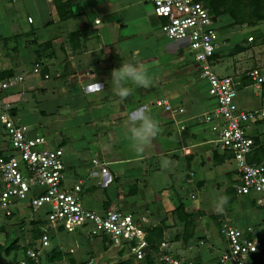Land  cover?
<instances>
[{"label": "crops", "instance_id": "crops-1", "mask_svg": "<svg viewBox=\"0 0 264 264\" xmlns=\"http://www.w3.org/2000/svg\"><path fill=\"white\" fill-rule=\"evenodd\" d=\"M9 5L23 8L26 14L23 36L32 37V45L35 46V49L32 50L35 55L34 64L40 63L45 67L43 74H47L48 78L40 75L41 78L47 80L53 78V87L57 88L61 85L60 89L64 93L70 91L66 90L65 86L72 83L75 89L81 92L82 97H78L85 104L80 108L84 109L83 116L86 119L83 118L85 120L80 123L99 130L95 134V141L99 143L102 152V158L99 160L107 162L111 180L106 185H100L101 179H99L98 182L87 186V182L90 180L88 179L81 193L82 205L92 210L83 204V196L86 193L94 194L97 191V186L102 188L106 197L98 203L100 212L112 206L119 209L120 200L135 198V201L129 204L132 211L126 213L132 214L136 220L142 216L147 218V223H143L142 226L148 236L149 230L160 229L161 240L167 241L177 256L192 261L193 264H218V257L221 254L214 257L210 251H205V255H202L197 250L192 255L193 247L205 239L204 236H198L196 237V239L199 238L198 242H193L197 228L194 218L202 214L199 203L192 202L187 205L182 198L172 197L169 190L160 186L163 185L165 178L160 180L157 175L155 176L156 184L152 188L161 190L157 191L156 195L153 194L147 200L136 195L138 185L146 189V182L150 181L151 172L158 174L157 172L166 168V178L171 182L174 181L172 170L175 169L176 164L180 163L181 167H185L186 170L183 181L193 185L194 189L203 187L208 174L215 172V175L222 178L216 181L218 188H221L220 184L226 182L225 177L231 178L230 184L226 185L224 189L228 198L227 203L232 204L237 197H240L234 190V185L239 182V173L236 167H230L229 163L232 160L229 155L217 151L212 143L207 142L210 139L197 141L199 123L194 117L210 110L214 106V102L207 93L206 81L199 77L197 63L192 54L188 52L191 63L183 60L184 54L181 50V46H184L183 42L169 40L162 32L160 33L168 41L159 36L161 22L155 17L151 4L146 0H0V21L9 20L7 13ZM90 5L96 7L97 15L89 16ZM13 17L14 19L11 20H17V27H19L21 18L19 20L16 15ZM28 17H31V22H28ZM95 20H98V23H95ZM17 50V46L9 49L11 53L15 54H17ZM9 51H6L5 55L9 56ZM121 63L147 67L153 80L152 86L144 88L129 84L132 92L126 100L122 101L112 91L111 84V71L118 68ZM17 64V59H10L8 63L0 65V71L6 75L15 74L14 67ZM53 72H55L54 75ZM246 76V81L249 83L242 84L241 82L242 86H254L251 78L247 74ZM96 83L103 85L102 90H96ZM261 85L259 88L254 86L259 90L260 96ZM40 88L43 87L40 86ZM199 90L200 92L205 91L206 95L199 94ZM162 100H166L175 107L182 106L184 112L171 114L164 109L161 104ZM262 100L264 99L262 98ZM262 105L259 109L264 108ZM145 106L153 118L159 122L162 131L158 133L154 141V148L147 150L142 157H139L131 151L129 143L124 137V123L129 113ZM98 118L109 121L107 124L109 128L103 121V123L99 122ZM260 121L248 124L247 128L252 124H264ZM181 124L185 126L183 130L179 127ZM261 124L254 127L252 134L247 132L255 140L254 153L264 146V141L259 138L264 135L261 133ZM258 125L259 127H257ZM205 130L209 136H212V139L215 137L208 126L206 129L202 128L201 132H205ZM110 144L117 149L118 145H121L120 152L110 148ZM63 161H65V169L66 166H70L74 173L81 166L79 160L70 157L65 158L64 156ZM133 162L138 170L129 166ZM165 162L166 166H164ZM110 166H114V169H109ZM93 169V167L88 169L87 175ZM124 170L128 174H134L135 182L127 190L117 187V195L111 199L105 194L107 188L111 187L113 183H118L119 175L117 173ZM144 173L148 178H143ZM108 178L109 176H105L104 179L108 180ZM170 186L173 188V185ZM246 196L250 197V195ZM189 198V200H195L196 195L189 193ZM250 199L255 205L251 197ZM179 204L183 206L186 220H192L191 227L193 229L191 235L184 236V222L179 220L182 223L183 235L175 236L170 240L171 232L177 228L174 224L176 221L174 217H177L175 208ZM139 205L142 211L138 213L134 209ZM231 213L230 209H224L215 215L220 234H222L223 224L230 223L231 219L235 218ZM241 219L238 218V220ZM247 227L251 226L246 225L244 228ZM251 229L253 231L252 227ZM254 235L256 236L255 233ZM92 238L100 239L104 248L113 247L103 241V238ZM116 253L122 255V259L128 256L124 258L125 260H119L125 261L126 264H144L142 261L136 262L124 251L116 249ZM44 254L46 255L47 252L44 251ZM154 264L157 263L154 261Z\"/></svg>", "mask_w": 264, "mask_h": 264}, {"label": "built area", "instance_id": "built-area-1", "mask_svg": "<svg viewBox=\"0 0 264 264\" xmlns=\"http://www.w3.org/2000/svg\"><path fill=\"white\" fill-rule=\"evenodd\" d=\"M146 1L160 20L162 33L169 40L183 42L197 63L199 77L206 81L207 93L214 106L194 119L206 124L215 134L207 142L234 161L239 173V182L234 185L236 194L250 195L255 205L264 208V159L250 161L254 140L246 131L248 124L264 118V108L253 111L240 108L236 102L238 86L242 85L240 78L216 71L218 55L217 58L214 55L220 47L216 22L198 0ZM27 20L32 21L31 17ZM44 68L35 63L32 72L48 78L43 74ZM247 75L257 88L264 82V77L255 68ZM22 81V74L0 78V122L11 145L10 151H0V225L24 207L43 208L46 219L44 225L38 226L42 233L36 247L26 249L17 264H31L28 261L36 264L41 260L49 246L50 228L81 232L88 238L105 237L107 243L126 252L136 262L143 261L149 251L157 264H193L174 254L165 240L151 248L142 226L147 223L145 216L136 220L132 214L113 206L96 212L82 205L81 193L88 179L100 176V185L110 182L107 162L92 159L94 169L87 177L77 176L74 184L67 186L62 148H48L43 136H30L26 126L14 122L15 102L8 99V93ZM161 104L171 114L184 112L182 106H172L166 100ZM179 127L183 130L185 126ZM105 176H109L108 180ZM221 233L227 249L218 257V264H264V247L251 227L240 229L223 224Z\"/></svg>", "mask_w": 264, "mask_h": 264}, {"label": "rangeland", "instance_id": "rangeland-1", "mask_svg": "<svg viewBox=\"0 0 264 264\" xmlns=\"http://www.w3.org/2000/svg\"><path fill=\"white\" fill-rule=\"evenodd\" d=\"M89 11V16L98 14L94 6L90 5ZM7 13L9 20L4 22L0 21V47H2L0 49V65L2 66L8 63L10 59L15 58V60H18V64L14 67V72L15 74H22L24 77V81L19 83L15 89L9 90L10 92L8 93L10 94L8 99L15 103L17 102L14 105V122L18 125L26 126L30 136H43L47 141L48 148L53 149L56 146H61L65 158L70 157L80 161L81 166L77 172L74 173L73 168L70 166H66L64 172L66 185L72 186L76 181L77 175L86 178L88 169L92 168V159L102 158L101 147L95 141V134L99 130L80 123L86 119L83 116L84 109L80 108L84 107L85 104L81 101V92H78L72 83H68L65 86L66 90L70 91L64 93L60 89L61 85L57 88L55 86L53 87V78L48 80L42 79L39 74L32 72L35 58L32 50L35 49V46L32 45V37L23 36V32L25 31L23 24H26V14L23 8L10 5L7 6ZM13 15H16L19 20L21 18L19 27H17V20H11L12 18L14 19ZM215 27L218 31L220 46L218 50L219 59L215 68L216 71L232 77H241L242 75H246L249 70L255 68L264 77V21L258 22L254 26L245 24L237 25L233 23L229 15L222 14L216 18ZM160 32L162 31H159V36L166 39ZM248 38L252 40L249 41ZM25 45L26 47H24ZM13 46H17V54L9 51ZM237 48L241 50L239 49L240 51L237 52ZM181 50L184 54L183 60L188 62L190 56L187 47L181 46ZM6 51H9V56L5 55ZM54 74L55 72H53ZM39 85L43 88L41 89ZM199 94L202 96L206 95L205 91L200 92V90ZM236 102L241 108L252 111L259 109L262 104L264 105V100H262L259 90L254 86H238ZM98 121H103L106 127L109 128V125L107 126L109 121L107 122V120H102L101 118H98ZM198 123L199 128L195 126L199 131L197 141L212 139V136H209L206 130L205 132H201L202 128H207L206 124L201 121ZM257 124L249 126L247 132L252 134ZM260 129H262V132H258L264 134V124H261ZM259 138L261 141H264V135ZM120 146L118 145L117 149L110 144V148H114L115 151H119ZM0 148L4 151L11 150L7 133L1 122ZM229 164L230 167H235L234 161H230ZM129 166H132L131 168L134 167V170H138L136 169L137 166H134V162L130 163ZM109 169L113 170L114 166H110ZM185 171V167H181L180 163L176 164L175 169L172 170L174 180L172 182L166 178V168L162 169L161 172H157L158 174L151 172L150 181L146 182V189L138 185L136 195L146 200L152 197L153 194L156 195L158 193L157 191L161 190L160 188L159 190L152 188L156 184L155 176L157 175L160 177V180L165 178L163 185L160 186L169 190L172 197L182 198L187 205L192 204V202L199 203L202 214L194 218L197 228L193 242H198L199 238L196 239L198 236H204L205 239L193 247L192 255L199 250L202 255H205V251H210L212 256L215 257L227 249V242H225L224 236L217 229L215 215L222 212L217 211V208L220 199L227 196L224 189L226 185L228 186L230 184L231 178L225 177L226 182L220 184L221 188H218L216 181L222 178L215 175V172H211L206 177V182L203 187L194 189L193 185L183 181ZM117 174L119 175L118 183H113L111 187L107 188L105 193L111 199L114 195H117V187L127 190L135 182L133 173L128 174L124 170ZM145 175L144 173L143 178L147 177ZM99 179V177L90 179L87 182V186L98 182ZM170 185H173V188ZM189 193L196 195V201L194 199L189 200ZM250 197L245 195L237 197L232 204H224L223 210L230 209L233 213H231L233 215L232 217H235L231 219L230 223H227L228 225L243 227L241 229H245L244 227L246 225L251 226L263 247L264 209L253 205ZM105 198L102 188L97 186V191L94 194H84L83 204L92 208L93 211L100 212L98 203ZM175 200L177 199L175 198ZM134 201L135 198L120 200L118 207L125 212L132 211V207L129 204ZM134 210L139 213L142 211V208L139 205ZM44 212L43 208L31 210L24 207L10 219L3 220L1 224L4 225V229L0 231V264H17L18 259L22 257V253L15 249L10 253H6L5 249L15 239L20 244L28 242L31 239L32 230L37 228L40 225L39 223H45L46 217ZM238 218L242 219L238 220ZM174 219L176 220L174 224L177 228L171 232L170 240L175 236L180 237L183 235L182 223L179 222L177 217H174ZM49 236V246L44 251L47 253L49 251L50 256L47 259L45 254L42 255L40 264H116L119 260L128 257L126 256L122 259V255L116 253L115 248H104L100 239L87 238L81 232L50 228ZM169 246L172 248L170 244ZM53 248L56 249L53 250Z\"/></svg>", "mask_w": 264, "mask_h": 264}, {"label": "trees", "instance_id": "trees-1", "mask_svg": "<svg viewBox=\"0 0 264 264\" xmlns=\"http://www.w3.org/2000/svg\"><path fill=\"white\" fill-rule=\"evenodd\" d=\"M200 1L205 9L208 11V13L213 17L214 21L216 22V18H218L222 14H227L229 17H231L234 24L237 25H248V26H254L256 23L264 21V0H198ZM249 41H251V38H248ZM240 48H237V52L240 51ZM218 54L214 55V58H217ZM11 75V74H10ZM9 75H6L4 73H0V78H5ZM246 75L242 76L240 78V81L242 84H247L249 81H246ZM261 96L264 99V82L261 85ZM264 122V118L260 121ZM254 147H255V140H254ZM254 150V149H253ZM259 155V157H257ZM252 156V157H251ZM251 156L249 157L250 161H256L259 162L262 159H264V146L260 147L259 151L252 152ZM175 211L177 213V217L180 221L184 222L185 226V233L184 236H189L192 233V220H186V215L184 214L183 206L179 204L176 206ZM15 213L12 214V216ZM11 216V217H12ZM9 217V219L11 218ZM33 224V222H31ZM41 225H44L43 222L39 223ZM4 225H0V231H3ZM61 229V228H60ZM154 229V228H153ZM151 229V230H153ZM150 234L148 236V242L153 248L155 245H157L161 238V230L155 228L153 231H150ZM32 236L31 239L26 243H19L17 239L11 241L7 248L5 249L6 253H10L12 250H19L22 253V257H24V252L26 249L30 247H36V241L39 239V236L41 235L42 231L40 229L34 228L32 230ZM155 236V237H154ZM86 237V236H85ZM88 238V237H87ZM189 239V238H188ZM103 241H106V238H103ZM56 248H53V250ZM50 256V253L48 252L46 254V258ZM20 259V258H19ZM18 259V260H19ZM17 260V261H18ZM16 261V262H17ZM31 264H34L32 261H28ZM144 264H154L153 258L151 257V252H147L144 260L142 261ZM40 264V261L38 263ZM116 264H126L125 261L121 262L119 261Z\"/></svg>", "mask_w": 264, "mask_h": 264}, {"label": "clouds", "instance_id": "clouds-1", "mask_svg": "<svg viewBox=\"0 0 264 264\" xmlns=\"http://www.w3.org/2000/svg\"><path fill=\"white\" fill-rule=\"evenodd\" d=\"M152 83L148 68L143 65L121 63L118 68L111 71L112 91L122 101L126 100L132 92L129 84L148 88L152 86ZM95 87L99 91L102 90L103 85L96 83ZM161 131L159 122L153 118L146 106L129 113L124 123V137L131 151L139 157H142L147 150L154 148V141ZM227 200V196L220 199L217 211L223 210V205L227 203Z\"/></svg>", "mask_w": 264, "mask_h": 264}]
</instances>
